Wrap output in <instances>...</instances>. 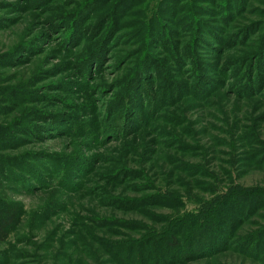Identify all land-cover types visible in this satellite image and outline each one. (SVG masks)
<instances>
[{
	"label": "rangeland",
	"instance_id": "obj_1",
	"mask_svg": "<svg viewBox=\"0 0 264 264\" xmlns=\"http://www.w3.org/2000/svg\"><path fill=\"white\" fill-rule=\"evenodd\" d=\"M9 220L0 264H264V0H0Z\"/></svg>",
	"mask_w": 264,
	"mask_h": 264
},
{
	"label": "trees",
	"instance_id": "obj_2",
	"mask_svg": "<svg viewBox=\"0 0 264 264\" xmlns=\"http://www.w3.org/2000/svg\"><path fill=\"white\" fill-rule=\"evenodd\" d=\"M75 23H77L76 22V19L73 21V22H71V24L70 25H72V27H74L75 26ZM99 55V54H98ZM16 212V210L14 209V208H11L10 207V209H9V215H8V217L9 218H11V216L12 215H14V213ZM12 223V221L11 220H9V221H4V222H2V226L0 227V235L1 236H5L6 234V229H7V227L10 225ZM220 229V228H219ZM217 230H218V226L215 224V227H211V228H208L206 231L204 230V231H199V232H196L195 233V235L193 236V235H191V236H188V238H190V239H192V240H196L197 241V243L196 244H198L197 245V250L199 249V251L200 252H206L207 250H212V249H214V248H212V247H218L219 245H221V239H219V237L217 236V234L219 233V231L217 232ZM217 232V233H216ZM214 233H216V236H215V234ZM193 236V237H192ZM174 238H176V237H174ZM208 238H211L210 240H209V242H208ZM203 243H205V244H207V245H202ZM170 245H171V247L173 248V247H176L177 246V242H176V240L175 239H173L172 238V240L170 241ZM203 247H205L204 249H203ZM208 248V249H207ZM202 250V251H201Z\"/></svg>",
	"mask_w": 264,
	"mask_h": 264
}]
</instances>
